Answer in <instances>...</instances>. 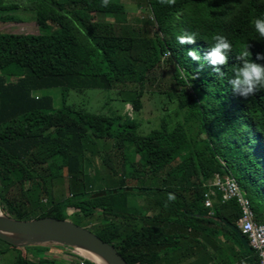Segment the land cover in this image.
I'll use <instances>...</instances> for the list:
<instances>
[{
    "label": "trees",
    "instance_id": "1",
    "mask_svg": "<svg viewBox=\"0 0 264 264\" xmlns=\"http://www.w3.org/2000/svg\"><path fill=\"white\" fill-rule=\"evenodd\" d=\"M27 1L0 0V22L17 20L12 12L22 6L33 12L37 27L36 33L0 27V209L15 219H64L67 208L74 217L90 216L99 209L100 223L89 230L128 264H258L237 227V201L217 197L209 208L203 193L214 173L231 175L256 220L264 221V89L242 98L228 83L246 44L250 59L264 64L256 60L257 53L264 55V39L252 26L264 17V0H146L150 20L140 26L127 22L118 0L107 7L102 0ZM182 35H195L196 43L180 45ZM216 35L232 44L223 77L207 61L187 56L196 49L203 57ZM162 66L171 68L176 88L167 97L182 115L170 127L162 118L144 133L128 116L65 103L69 89L132 85L117 94L139 111L143 87ZM54 87L62 101L57 108L42 93ZM97 139H112L122 153L119 185L87 190L86 165H93L88 145ZM100 164L116 174L107 154ZM127 179L142 183L131 186ZM59 181L64 183L55 192ZM136 195L148 199L147 207L129 202ZM10 248L13 264L55 262L45 254L48 246H27L22 254L0 239V254Z\"/></svg>",
    "mask_w": 264,
    "mask_h": 264
},
{
    "label": "rangeland",
    "instance_id": "2",
    "mask_svg": "<svg viewBox=\"0 0 264 264\" xmlns=\"http://www.w3.org/2000/svg\"><path fill=\"white\" fill-rule=\"evenodd\" d=\"M14 1L20 5L28 3L27 0ZM120 2L125 6L124 16L127 22L132 23L134 26L149 24L150 18L147 19L146 17L148 14L146 0H120ZM12 14L17 20L0 22L2 30L14 33L37 32L33 12L24 9L21 6L14 10ZM93 17L103 21L112 20V18L101 15H92L91 18L93 19ZM137 18L141 20V23L136 21ZM170 74L171 68L166 66H162L155 70L153 73L155 80L149 84L146 83L143 87V93L141 96L142 106L139 111H134L129 103L121 101L117 94L119 89H130L132 88V85L122 86L111 90L98 88H84L80 90L69 89L65 96V103L78 110L101 112L106 115L119 114L121 116H128L130 119L139 122L140 129L144 131V133L150 128L157 126L162 118L166 120L167 125L170 127L172 123L179 121L182 116L177 112L176 104L167 97V92L176 88L170 79ZM42 93L49 94L52 97L54 108L61 106L62 101L59 88H48L42 90ZM112 143V139H97L95 140V143L88 145L93 165H86L85 184L87 190L93 189V185L95 189L100 186L114 187L119 185L118 178L120 177L122 169V153L120 150L114 149ZM103 154L108 155L111 164L116 170V174H113L107 165L101 167L100 156ZM127 156L130 160L134 159V156L129 153ZM94 176H96V178L94 184H92L90 179ZM145 181L146 179L144 180V183ZM138 182L142 183L140 181ZM138 182L135 179L126 180V183L131 186L138 184ZM62 183L64 182L59 181L54 184L55 192L58 191ZM64 195H68L67 189H64ZM129 202H133L138 209H144L147 205L148 199L143 195H136L133 198H130ZM72 213L73 209L67 208L63 213V215L65 214L64 219H68L74 223L76 222L81 226L84 224L83 227L88 229L89 227H96L100 223L99 209H95L94 213L90 216L77 213L74 217V215H71ZM20 250H22V254H25L23 248H20ZM45 254L55 261L54 264H83L81 260L73 256L74 254L86 259L84 256L80 255L79 251L76 249L65 246H50ZM15 256L16 251L11 248L8 249L0 254V264H13ZM28 256L30 255L28 254Z\"/></svg>",
    "mask_w": 264,
    "mask_h": 264
},
{
    "label": "water",
    "instance_id": "3",
    "mask_svg": "<svg viewBox=\"0 0 264 264\" xmlns=\"http://www.w3.org/2000/svg\"><path fill=\"white\" fill-rule=\"evenodd\" d=\"M0 239L17 248L65 246L76 249L82 256L80 251L84 250L98 257L104 264H128L113 245L68 219L52 216L15 219L0 209Z\"/></svg>",
    "mask_w": 264,
    "mask_h": 264
},
{
    "label": "clouds",
    "instance_id": "4",
    "mask_svg": "<svg viewBox=\"0 0 264 264\" xmlns=\"http://www.w3.org/2000/svg\"><path fill=\"white\" fill-rule=\"evenodd\" d=\"M164 5H174L176 0H159ZM109 0H102V6L107 7ZM256 33L261 39H264V17H256L252 21ZM215 43L206 51L201 57L196 49H189L187 56L192 61L199 62L207 61L212 66L213 71L220 77L224 76L222 67L228 64V53L232 51V44L228 38L223 35L214 36ZM177 41L180 45L195 44V35H182L177 37ZM251 53L248 50L246 44L239 52L237 59L240 61L239 65L233 67V76L228 83L230 84L233 92L242 98H248L258 89H264V64L257 63L250 59ZM256 60H264V55L260 53L256 54ZM203 65V64H201ZM169 200H175V196L169 193Z\"/></svg>",
    "mask_w": 264,
    "mask_h": 264
},
{
    "label": "built area",
    "instance_id": "5",
    "mask_svg": "<svg viewBox=\"0 0 264 264\" xmlns=\"http://www.w3.org/2000/svg\"><path fill=\"white\" fill-rule=\"evenodd\" d=\"M208 184L209 188L203 193V204L211 208L217 197L221 202L235 199L240 208L237 227L256 253L258 264H264V221L256 220L250 201L236 180L231 175L214 173ZM209 214H212V210H209Z\"/></svg>",
    "mask_w": 264,
    "mask_h": 264
},
{
    "label": "bare ground",
    "instance_id": "6",
    "mask_svg": "<svg viewBox=\"0 0 264 264\" xmlns=\"http://www.w3.org/2000/svg\"><path fill=\"white\" fill-rule=\"evenodd\" d=\"M85 257H88V258H90V259H92V260H95L96 262H98L99 264H104L98 257H96V256H94V255H92V254H90V253H88V252H86V251H84V250H81L80 251Z\"/></svg>",
    "mask_w": 264,
    "mask_h": 264
},
{
    "label": "crops",
    "instance_id": "7",
    "mask_svg": "<svg viewBox=\"0 0 264 264\" xmlns=\"http://www.w3.org/2000/svg\"><path fill=\"white\" fill-rule=\"evenodd\" d=\"M118 1H120V0H118ZM219 239H220V242H223V241H222V237H220ZM238 248H239V247H238Z\"/></svg>",
    "mask_w": 264,
    "mask_h": 264
}]
</instances>
